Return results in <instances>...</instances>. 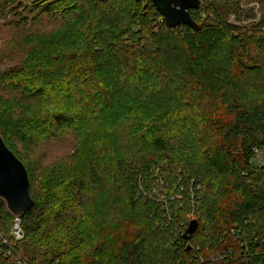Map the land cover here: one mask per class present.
I'll list each match as a JSON object with an SVG mask.
<instances>
[{"label":"trees","instance_id":"obj_1","mask_svg":"<svg viewBox=\"0 0 264 264\" xmlns=\"http://www.w3.org/2000/svg\"><path fill=\"white\" fill-rule=\"evenodd\" d=\"M204 2L190 11L194 28L168 26L153 0H0V28L9 11L22 14L5 23L18 28L39 10L73 35L66 50L0 67V133L35 200L0 264L18 254L27 264H264V163H254L264 149V17L235 23L227 0ZM117 84L133 87L122 96ZM65 138L76 166L39 182L26 158ZM155 169L176 182L169 198L188 189L178 204L168 198L172 208L191 206V188L198 198L189 239L179 232L185 210L168 226L159 203L143 201ZM106 187L90 222L89 199ZM14 219L1 201L0 234Z\"/></svg>","mask_w":264,"mask_h":264},{"label":"rangeland","instance_id":"obj_2","mask_svg":"<svg viewBox=\"0 0 264 264\" xmlns=\"http://www.w3.org/2000/svg\"><path fill=\"white\" fill-rule=\"evenodd\" d=\"M34 1L35 0H24V2H26L28 5H32V2ZM227 1H228L227 5L235 6L234 9L233 8L230 9L231 11L227 16V18L231 20L232 22L239 23V20L240 21L246 20V17H249V16H251V19L256 18L257 20L259 18L262 19L264 17V0H227ZM202 3L203 4L205 3L204 0H201V6H202ZM29 8L31 7L29 6ZM38 11L36 12L35 15H33L34 13H30L29 11L24 12V14L29 15V21L27 22V26L22 25L16 28L11 24H5V23L15 21L18 18H20V16H22L20 12L17 13L16 11H9L7 16L3 20L4 23L2 27L0 28V56L2 54L9 53L12 55H16L17 58H10V59L7 58V59H4V62L0 61V67L2 69L5 68V66L13 65V63L16 60H18L19 56H21L20 60H22L26 54H28V56L34 59L35 55L43 56L45 55V53L49 51H53L57 53L59 51L70 48V46L72 45L71 39L73 35L69 33L67 34L65 33L67 29L71 28V26H69L68 28L67 27L69 25L68 23L61 22L60 20H52L51 16H49L47 13L39 14L40 12ZM17 32H22V33H17ZM18 35L20 36L18 39L25 37L26 39L30 40V43L29 44L25 43V41L24 42L22 41L21 42L22 44L16 43L14 38L17 37ZM9 48L14 53H12ZM6 62H9V63L5 65ZM48 63H51V61L49 60ZM43 67H46V66H43ZM135 84H139V82H135ZM129 85L130 86L120 87L121 85L117 84L116 85L117 91H120L121 93L119 95L124 96L125 94L124 91L128 88L133 87V85L131 84ZM135 87L140 88L141 86L135 85ZM163 93L167 94V90L165 89ZM0 94H3V93L0 91ZM144 96L145 94L141 96L140 99H142L143 106H146L145 103H147L146 99L148 98V96L146 97ZM164 98H167V100L172 99L171 96H167ZM117 118L118 120L123 122L122 117L120 118L117 117ZM136 136H134L133 138H135ZM68 140H69L68 138H65V139H61L58 141H54L51 144H48L46 142H40L39 144L33 147V151H32L33 154L31 157L32 160L30 158L29 159L26 158V161L30 163L31 165H35V164L38 165L36 173H37L39 182L41 180L40 178L47 179L51 177L65 176V172H66L65 170H67V168H69L70 166L71 167L76 166L75 162L72 164L66 159L68 158V155L73 151V147L71 146L66 147ZM111 141L112 140H110L108 143H110ZM111 143L114 144L113 141ZM128 144L129 143H127V145ZM18 148L21 150L22 156H24L21 146H18ZM115 160L116 159L113 157L112 158L109 157V160H108L110 164L112 163L110 167H112L114 170H115V166L113 167V163L115 162ZM254 163L255 164L264 163V149L259 151V154L257 155V157H255ZM169 177L164 172L159 174V170L155 169L152 176L150 177L151 180L149 181V183H150V189L154 188L157 194L155 197L148 196V198H146L147 200H143L146 202L151 201L152 203H156L157 205L159 203V211H160L159 216H162L163 217L162 221H166V222L168 219H170V216L173 219L176 218V211H179L181 209L185 210L186 212L188 211L187 208L185 207L182 208L179 205H177L175 208H172L171 203L168 201L169 195L172 194L175 188V185H176V182L171 181V179H173L172 176L170 178ZM114 182L115 181L111 180V187L114 184ZM107 194H108V188L106 187L102 190H99L95 194V196L89 199L90 201H92L90 202L89 207H92V208H90V211H86L85 213L88 219L91 218L93 220H96L98 218L97 216H94V215L98 214L99 212L98 208H101V204L104 201H106L107 196H108ZM45 196L46 194H43L42 197H45ZM178 202H180L179 199L178 201H175L174 203L178 204ZM163 204L166 207H168V209H164L162 207ZM95 207H97L96 210H95ZM172 210H175V212ZM93 220L89 219V221L93 223L99 222L98 220L96 221H93ZM15 222L16 221L14 219L11 230L9 231V234H8V238L10 241L18 243V241L24 238V233L22 232L20 234V237L12 233V230L15 226ZM171 222H174V221L172 220ZM71 226H73V224ZM0 248H1L0 255L4 257L10 256V254H8V252L6 251L5 247H2L1 243H0Z\"/></svg>","mask_w":264,"mask_h":264},{"label":"water","instance_id":"obj_3","mask_svg":"<svg viewBox=\"0 0 264 264\" xmlns=\"http://www.w3.org/2000/svg\"><path fill=\"white\" fill-rule=\"evenodd\" d=\"M170 27L188 25L197 28L199 24L191 15L192 9L201 6V0H153ZM14 217H21L30 210L35 200L30 191L29 175L24 162L6 144L0 133V202ZM199 221L191 220L185 239L197 230Z\"/></svg>","mask_w":264,"mask_h":264},{"label":"built area","instance_id":"obj_4","mask_svg":"<svg viewBox=\"0 0 264 264\" xmlns=\"http://www.w3.org/2000/svg\"><path fill=\"white\" fill-rule=\"evenodd\" d=\"M261 150H263V149H255V151L257 152V154H256V157H257V155L259 154V151H261ZM258 164H262V163H258ZM163 165V163L162 162H160L159 163V168L161 167ZM167 185V184H166ZM165 185V186H166ZM202 186V184H199L198 185V187L200 188ZM183 188V190H182V192H180V193H178L177 195H174L173 197L171 196L170 198H169V200L171 199V200H174V199H176V200H178L179 199V201L180 200H184L185 199V192H188V189L187 188H185V187H182ZM192 188L191 189H189V193H190V195H191V197H192V200H191V206L189 205L188 207H186L187 209H188V211H187V213H188V215H187V213H186V218L181 222V225L182 226H180L181 227V229H180V234L181 235H183V234H185L186 233V230H187V228H188V226H189V224H190V222H191V220H193V219H197L198 220V217L200 216V213L198 212V210H197V207H198V205H197V202H198V198H195V195H193V193H192ZM141 193H142V196L146 199V198H148V196L149 197H155L156 196V194H157V192L155 191V189L154 188H152V189H150V190H145L144 189V186H141ZM162 207L164 208V209H168V207H166L164 204L162 205ZM191 212V213H190ZM173 220V218L170 216V219H168L167 220V225L168 226H170V224H171V221ZM15 226H14V228H13V230H12V233L14 234V235H16V236H18V237H20V234L23 232L22 231V228H21V217H15ZM234 231H235V233H237L239 230H238V228H237V226H234V229H233ZM0 243H1V245H2V247H5V249H6V251L8 252V254H12V253H16L15 252V248L13 247V245L11 244V241L9 240V238L8 237H5V236H3L2 234H0ZM0 252H1V248H0ZM17 260H18V264H27L26 263V261L24 260V258L21 256V255H17Z\"/></svg>","mask_w":264,"mask_h":264}]
</instances>
